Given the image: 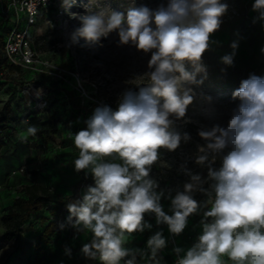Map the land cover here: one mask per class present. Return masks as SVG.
<instances>
[{
  "label": "clouds",
  "instance_id": "clouds-1",
  "mask_svg": "<svg viewBox=\"0 0 264 264\" xmlns=\"http://www.w3.org/2000/svg\"><path fill=\"white\" fill-rule=\"evenodd\" d=\"M59 2L64 9L77 4ZM80 6L83 13H69L79 21L69 34V47L81 40L83 46L102 47V39L115 33L118 46L134 47L150 58L147 71L136 77L138 91L119 93L115 109L99 104L86 128L69 132L78 150L74 169L90 173L94 184L66 205L68 215L59 229L71 226L91 233L81 252L100 264H164L160 253L168 242L163 230L151 235L144 249L127 246L134 233L153 227L145 217L154 216L157 226L166 225L179 236L189 217L200 215V235L187 249L173 247L174 264H264V77L251 73L241 80L232 92L238 103L226 126H207L187 115L196 101L213 102L202 90L208 78L203 57L218 43L212 37L228 14V3L167 0L150 8L133 0L124 12L103 0ZM252 11L258 14L253 24L264 22V0H254ZM230 47L232 52L220 58L226 66H233L239 41ZM260 52L264 54V47ZM203 112L211 116L216 109ZM189 124L198 125L204 143L179 165L188 180L182 188H161L152 168L161 161V149L175 152L192 140L183 130ZM38 131L35 125L26 129L33 137ZM189 159L207 169V175L189 169ZM197 193L207 199L198 201ZM162 199L170 201L167 212ZM65 254L71 256L67 247Z\"/></svg>",
  "mask_w": 264,
  "mask_h": 264
},
{
  "label": "rangeland",
  "instance_id": "rangeland-1",
  "mask_svg": "<svg viewBox=\"0 0 264 264\" xmlns=\"http://www.w3.org/2000/svg\"><path fill=\"white\" fill-rule=\"evenodd\" d=\"M88 2L77 0L71 13H83L80 5ZM103 2L113 10L124 12L133 0ZM224 2L229 5L228 14L223 18L220 30L212 37L218 43L203 57L208 78L202 90L213 97V102L208 105L198 100L189 106L187 112L189 117L207 126L214 123L226 126L230 109L238 103L232 100V92L239 88L241 80L251 73L264 77V54L260 52L264 47V22L252 23L258 15L252 11L254 0ZM160 3L166 4L167 0H135L137 6L150 8H156ZM3 5H7V0H0V21ZM69 13L70 8H61L57 0L56 8L42 12L32 32L41 57L64 71L63 75L52 77L23 69L0 89V113H5L8 119L7 125L0 128V264H38L35 257L40 238L44 251L48 253L49 264H80L84 257L81 248L90 242L91 233L77 232L71 226L60 230L58 225L66 220V205L80 198L94 181L90 173L84 178V171H75L73 162L78 157V150L69 138V132L75 134L86 128L85 121L92 115L94 104L114 106L117 105L118 94L126 88L138 91L135 84L140 81L136 77L147 71L150 55L131 46H118L115 33L108 39H102V47L83 46V40L79 45L69 47V34L79 27V21L70 18ZM67 26L71 27V32ZM8 30L9 24L1 22L0 36ZM237 40L239 47L234 64L226 66L220 58L232 52L230 45ZM209 107L216 109L211 116L203 112ZM32 117L39 119L40 124L53 122L55 127H46L40 134L28 136L26 129ZM183 130L191 134L192 140L175 152L161 149V161L152 168L151 175L161 188H182L188 177L178 171L179 165L195 154L197 144L204 143L197 135L198 125L189 124ZM218 163L219 160L216 165ZM187 167L194 173L207 175V169L196 165L192 159L188 160ZM32 184L49 187L62 203L57 208L52 204L51 209L31 216L23 224V234L16 241H5L2 239V216L20 196L21 189ZM162 204L167 212L170 201L162 199ZM145 219L153 227L143 233H134L127 246L144 249L150 236L163 230L168 242L160 253L164 264H174L173 247L187 249L202 231L201 227H193L192 219H189L184 232L173 236L166 225H156L154 216H146ZM50 224L55 225V231H61V237L55 236L52 243L46 245L42 234ZM66 247L71 250V256L65 254Z\"/></svg>",
  "mask_w": 264,
  "mask_h": 264
},
{
  "label": "trees",
  "instance_id": "trees-1",
  "mask_svg": "<svg viewBox=\"0 0 264 264\" xmlns=\"http://www.w3.org/2000/svg\"><path fill=\"white\" fill-rule=\"evenodd\" d=\"M7 22L9 24V30L12 28V22L9 16L2 15L1 22ZM8 30V31H9ZM7 31V32H8ZM6 32V33H7ZM0 36V89L5 84V82L11 80L12 76L15 74H19L23 69L19 67H15L7 63V61L3 57V41L5 35ZM36 47V45H35ZM38 50V48L36 47ZM108 104V103H105ZM99 105L94 104L92 108H95ZM113 109L116 108L117 105H110ZM8 123L7 116L5 113H0V128H4ZM30 125H35L39 128L37 134H40L43 128H51L54 129L55 124L53 122L40 124L39 119L32 117L29 121ZM220 163H218L215 167H219ZM84 178H87L88 175L86 173L83 175ZM208 187V185H205ZM195 199L203 202L207 199V197L203 194L197 193L195 195ZM62 200H60L54 192L49 188L39 184H32L24 186L20 191V196L16 198L11 206H9L1 219L4 233L2 235V239L8 242L16 241L23 234V224L33 215L39 213L42 210L51 209L52 204L54 206L60 205ZM189 219H192V225L196 229H199V221L201 219L200 215L190 216ZM54 224L48 225L44 231L42 236L45 238V244L49 245L52 243V239L55 236L61 237V231L54 230ZM37 256L35 259L38 264H49L48 262V253L44 251L43 244L41 242V238L36 245ZM80 264H100L98 260H91L86 258L85 256L82 258Z\"/></svg>",
  "mask_w": 264,
  "mask_h": 264
},
{
  "label": "built area",
  "instance_id": "built-area-1",
  "mask_svg": "<svg viewBox=\"0 0 264 264\" xmlns=\"http://www.w3.org/2000/svg\"><path fill=\"white\" fill-rule=\"evenodd\" d=\"M57 0H7L2 14L10 17L12 28L3 41V57L8 64L34 74L61 77L64 73L41 57L35 47L33 29L42 12L56 8Z\"/></svg>",
  "mask_w": 264,
  "mask_h": 264
},
{
  "label": "bare ground",
  "instance_id": "bare-ground-1",
  "mask_svg": "<svg viewBox=\"0 0 264 264\" xmlns=\"http://www.w3.org/2000/svg\"><path fill=\"white\" fill-rule=\"evenodd\" d=\"M72 11H74V7L73 6L70 8V12H72ZM67 28H68L69 32H71V27L70 26H67Z\"/></svg>",
  "mask_w": 264,
  "mask_h": 264
}]
</instances>
